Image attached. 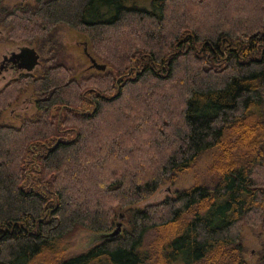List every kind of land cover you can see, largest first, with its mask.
I'll use <instances>...</instances> for the list:
<instances>
[{
  "label": "trees",
  "instance_id": "obj_1",
  "mask_svg": "<svg viewBox=\"0 0 264 264\" xmlns=\"http://www.w3.org/2000/svg\"><path fill=\"white\" fill-rule=\"evenodd\" d=\"M8 1L0 41L46 56L0 88V118L26 91L34 105L0 121V264H248L243 227L264 228V0ZM61 25L106 69L68 64ZM214 147L211 182L137 205Z\"/></svg>",
  "mask_w": 264,
  "mask_h": 264
},
{
  "label": "rangeland",
  "instance_id": "obj_2",
  "mask_svg": "<svg viewBox=\"0 0 264 264\" xmlns=\"http://www.w3.org/2000/svg\"><path fill=\"white\" fill-rule=\"evenodd\" d=\"M15 1L16 0H9L8 2L13 3ZM58 37L64 45V59L68 64L73 65L78 69H84L89 65V59L83 52V45L80 43L85 40L82 34H80L77 30L70 28L69 26L61 25L59 27ZM3 50L4 49L1 45L0 54L3 52ZM42 55L46 56L45 53H42ZM4 82L5 81L0 83V87L4 84ZM30 97V92L27 91V93L22 96L20 101L18 100L10 108L2 113L0 121L19 125L24 115H30L34 112V105L33 102L30 101ZM107 132V130L100 132L98 138H105ZM219 153L220 149L218 147L208 149L199 156L196 163L190 169L179 174L175 183H170L169 181L163 183L153 195L139 202L137 205L142 206L149 202L159 201L165 196L173 194L176 189L190 187L195 183L211 182L215 176V173L210 170V166L213 164ZM155 235V231H150L146 239V244H149ZM68 241L69 247L65 253L73 254L86 250L90 245L96 243L98 239L93 238L92 232L85 229H78ZM263 241L264 228H253L248 225L243 227L242 242L246 249L244 257L248 261V264H257V253L262 247Z\"/></svg>",
  "mask_w": 264,
  "mask_h": 264
},
{
  "label": "flooded vegetation",
  "instance_id": "obj_3",
  "mask_svg": "<svg viewBox=\"0 0 264 264\" xmlns=\"http://www.w3.org/2000/svg\"><path fill=\"white\" fill-rule=\"evenodd\" d=\"M5 34H6V29L0 24V37L5 36ZM80 43H82L83 45V52H84V47H87V50L91 53V50L89 49L88 41L86 39ZM23 44H27V43H24V42L14 43V42H9V41H0V47L2 45V48L4 49L3 52L0 54V83L5 81L4 84L0 88H2L5 84L10 82L13 78L19 77L23 73L32 72L42 64V60H43L42 52L36 48L38 52L40 53L41 64L36 66L32 71H28L26 68L21 67L22 59L19 57H13L12 55H13V52H18L19 46ZM87 68L91 69L89 65L85 67L84 69H87ZM26 93L27 91L23 93L18 100L20 101L22 96ZM30 101L33 102L32 97H30Z\"/></svg>",
  "mask_w": 264,
  "mask_h": 264
},
{
  "label": "water",
  "instance_id": "obj_4",
  "mask_svg": "<svg viewBox=\"0 0 264 264\" xmlns=\"http://www.w3.org/2000/svg\"><path fill=\"white\" fill-rule=\"evenodd\" d=\"M84 52L88 57V59L90 60V64H89L90 68H96L98 70L106 69L107 64L105 62L98 61L97 58L87 50V47H84ZM12 56L21 58L22 59L21 67L26 68L28 71H32L36 66L41 64L40 53L38 52V50L34 45L23 44L19 46L18 52H13ZM123 216L124 214L120 213V218ZM121 226H122V221L118 220L116 222V226L110 231L92 232L93 238L100 240L104 237L114 236L120 232Z\"/></svg>",
  "mask_w": 264,
  "mask_h": 264
}]
</instances>
